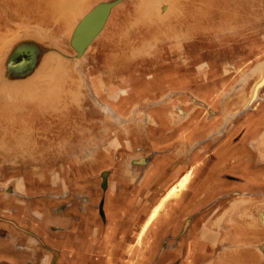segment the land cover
Wrapping results in <instances>:
<instances>
[{
  "label": "rangeland",
  "instance_id": "374dc122",
  "mask_svg": "<svg viewBox=\"0 0 264 264\" xmlns=\"http://www.w3.org/2000/svg\"><path fill=\"white\" fill-rule=\"evenodd\" d=\"M261 204L264 0H0V264L90 229L125 253L147 225L172 229L157 264H264Z\"/></svg>",
  "mask_w": 264,
  "mask_h": 264
},
{
  "label": "crops",
  "instance_id": "0c3cea01",
  "mask_svg": "<svg viewBox=\"0 0 264 264\" xmlns=\"http://www.w3.org/2000/svg\"><path fill=\"white\" fill-rule=\"evenodd\" d=\"M174 155L175 154L172 155L173 158ZM181 168V165L176 166L174 173H181ZM183 176L179 179L178 184L173 186L175 188L172 187L173 189L169 190L168 194L175 190L182 189V187L185 186L184 184L182 187H178ZM185 196H187V193L185 194V192H183L181 194L178 193L174 199H170L171 202L167 208V212L162 213L163 215L156 219L154 217L151 222H153L154 219V222L158 223L168 222L169 220L171 222H181L182 214L185 211V209H181V201ZM161 204L162 202L156 207L159 208ZM117 205L119 206V204ZM121 208H125V206L122 205ZM184 208L186 207L184 206ZM130 211L131 210H126L127 213ZM125 216L130 215L128 214ZM158 218H160L159 221ZM116 221L117 220H114V222ZM151 222L149 223L150 225ZM117 223L125 226L122 224L123 221L118 220ZM99 226L100 223L98 224V227ZM148 226L149 225H147V228L144 229L142 233H137L139 236L142 234L139 239L146 242L145 246L140 247L139 245H135L126 251L128 253L122 251L117 253L115 248H112L113 241L106 237L107 234L105 237L100 238V233H92V229L83 230L78 233H63L64 235L60 241H52L50 243L51 248H45L43 244L35 240L36 238L30 237L28 239L30 240L28 244H22V264H157L156 256H159L157 259L158 261L160 257H162V260L163 258L166 260L165 258L169 252L166 253L165 251L167 250L164 249V247H168V244L164 245V243H162L160 250L156 254L154 248L159 246V241L169 238L172 229L170 227L169 229H154ZM166 231L169 233H165ZM173 231H179V229L176 227ZM217 239L218 238H216V241ZM123 248L124 247L121 246V249ZM51 251L53 257L50 255ZM249 260L250 262L252 260L250 256ZM179 264L185 263L181 261Z\"/></svg>",
  "mask_w": 264,
  "mask_h": 264
},
{
  "label": "water",
  "instance_id": "95a60500",
  "mask_svg": "<svg viewBox=\"0 0 264 264\" xmlns=\"http://www.w3.org/2000/svg\"><path fill=\"white\" fill-rule=\"evenodd\" d=\"M110 3L105 5L104 12L102 14V17L100 18V21L93 26L92 22L90 24V21L93 18L94 13L100 11L101 4H98L94 6L90 11L77 23V25L74 28V32L71 39V44L76 47L77 49L81 50L82 48L87 45L92 38L96 35V33L101 28L110 7Z\"/></svg>",
  "mask_w": 264,
  "mask_h": 264
},
{
  "label": "bare ground",
  "instance_id": "6f19581e",
  "mask_svg": "<svg viewBox=\"0 0 264 264\" xmlns=\"http://www.w3.org/2000/svg\"><path fill=\"white\" fill-rule=\"evenodd\" d=\"M101 5H102L101 9H99L100 11L94 13L93 18L90 21V24L92 22L93 26H95L100 21V18L102 17V14L104 12L105 4H101ZM186 179H187V175L185 173L183 178L180 180L178 187H182L186 183ZM173 188H175V187H173Z\"/></svg>",
  "mask_w": 264,
  "mask_h": 264
},
{
  "label": "flooded vegetation",
  "instance_id": "af4514ba",
  "mask_svg": "<svg viewBox=\"0 0 264 264\" xmlns=\"http://www.w3.org/2000/svg\"><path fill=\"white\" fill-rule=\"evenodd\" d=\"M175 156H176V157H175ZM177 156H179V155H178V154H175V155H174V158H177ZM182 176H183V174L181 175V177H182ZM181 177H180V178H181ZM180 178H179V179H180ZM244 207L246 208V210H245L244 212H246V211L249 210V209L252 210L250 204H249V205H246V206H244ZM244 207H243V208H244ZM259 207H260V208H263L264 206L261 204ZM101 209H102V208L100 207V210H101ZM242 210H243V209H242ZM263 238H264V237H263ZM239 239H241V238H239ZM236 246H237V245H236ZM164 249H168V247H164ZM249 256H250V253H248V251H247V252H246V256H243V262H244L245 259H249ZM158 257H159V256H156V259H158ZM248 264H251V263H248Z\"/></svg>",
  "mask_w": 264,
  "mask_h": 264
}]
</instances>
